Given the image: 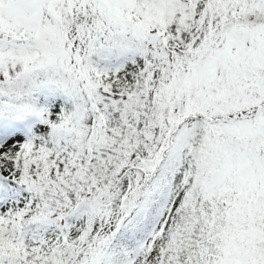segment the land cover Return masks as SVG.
Segmentation results:
<instances>
[{"label": "snow or ice", "instance_id": "snow-or-ice-1", "mask_svg": "<svg viewBox=\"0 0 264 264\" xmlns=\"http://www.w3.org/2000/svg\"><path fill=\"white\" fill-rule=\"evenodd\" d=\"M0 264H264V0H0Z\"/></svg>", "mask_w": 264, "mask_h": 264}]
</instances>
